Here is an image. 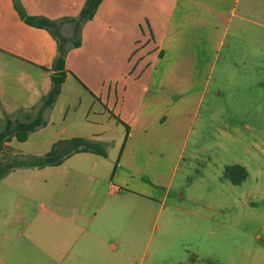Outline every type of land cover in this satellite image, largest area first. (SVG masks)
I'll return each instance as SVG.
<instances>
[{"label": "crops", "instance_id": "0c3cea01", "mask_svg": "<svg viewBox=\"0 0 264 264\" xmlns=\"http://www.w3.org/2000/svg\"><path fill=\"white\" fill-rule=\"evenodd\" d=\"M84 1L18 0L27 15L54 20L76 17ZM228 1L102 0L95 15L83 22L81 44L68 48L65 56L68 72L56 101L46 111V125L22 142L53 122V112L67 87L80 96L81 107L85 106L86 113L91 112L96 119L88 120L86 115L83 131L64 138H58L53 129L48 130L43 139L34 140L30 150L24 153L43 155L54 142L72 137L103 144L104 129L109 125L113 127L116 121L127 127L125 151L113 172L106 156L76 152L64 159L70 160L69 168L52 171L42 185L30 171L39 170L37 167H19L1 179L5 186L0 206L10 213L0 216V223L12 226L26 223V264H84L86 251L95 247L91 242L127 235L125 223L114 221L108 215L97 217L95 213L107 181L109 189L105 192L112 200L110 207L138 205L147 210L152 206L148 201L155 198L145 191L142 181L138 182V178L131 175L136 186H129L125 176L128 173L121 168L124 154L136 146L161 145L162 130L166 127L164 119L185 112L193 104V86L179 90L178 68L192 67L195 51L202 52L197 59L203 64L204 51L221 49L234 15V9L227 13ZM259 2L244 0L243 14L257 16ZM60 28L64 36L72 35L70 22H62ZM145 39L151 43L155 57L144 78L147 68L133 72L131 65L135 56L139 63L145 58ZM56 55L57 43L49 31L26 24L14 9L12 0H0V119L3 112L31 108L49 91L50 68ZM158 60L162 61L160 67L156 66ZM164 81L168 82L165 91L161 88ZM13 140L6 143L11 148ZM147 155L151 169H143L141 176L155 182L160 164L157 165L154 149ZM38 195L46 197L49 205L44 213L36 214L32 210L25 218L22 207H30Z\"/></svg>", "mask_w": 264, "mask_h": 264}, {"label": "rangeland", "instance_id": "374dc122", "mask_svg": "<svg viewBox=\"0 0 264 264\" xmlns=\"http://www.w3.org/2000/svg\"><path fill=\"white\" fill-rule=\"evenodd\" d=\"M243 1H228L227 13L234 9V15L221 49L204 51L203 64L197 59L202 52L195 51L193 66L178 68L179 90L192 85L195 98L185 112L164 119L162 144L136 146L124 154L121 168L128 173L129 186H136L131 175L142 181L155 198L148 201L152 206L110 207L107 181L95 213L125 223L128 233L91 242L95 247L86 251L84 264H264V0L257 16L243 14ZM144 43L145 58L139 63L135 56L131 67L133 72L147 68L145 78L155 53L147 39ZM156 63L160 67L162 61ZM167 86L162 82L163 91ZM63 98L48 128L25 143L14 139L12 148L0 146V160L27 154L33 141L43 139L48 130L64 138L83 131L86 115L96 119L81 107L80 96L71 88ZM37 106L19 112L20 118L33 115ZM126 129L117 121L104 129L101 145L112 172L125 151ZM151 149L160 164L155 182L141 176L143 169H151L147 155ZM69 164L70 160L30 171L42 185L48 174L65 171ZM232 164L247 169L239 184L224 176L225 167ZM3 183L0 180V196ZM47 201L43 195L34 197L30 207H22L24 217L32 210L44 213ZM6 213L10 211L0 206V216ZM82 239L85 245V234ZM26 248V223H0V264H26Z\"/></svg>", "mask_w": 264, "mask_h": 264}, {"label": "trees", "instance_id": "16d2710c", "mask_svg": "<svg viewBox=\"0 0 264 264\" xmlns=\"http://www.w3.org/2000/svg\"><path fill=\"white\" fill-rule=\"evenodd\" d=\"M12 1L14 9L26 24L49 31L57 43V55L50 68V89L36 104L38 106L35 113L33 115L27 114L20 118L19 112L24 111V109H19L14 113L3 112L0 119V146L5 145L12 138L20 142L25 141L30 133L46 125V111L56 101L68 72L65 67V56L68 48L70 45L77 47L81 44V26L83 22L95 15L98 6L102 2V0H85L76 17H64L54 20L44 16L27 15L18 0ZM62 22H70L72 24V35L70 37L62 34L60 28ZM124 126L126 127V125ZM76 152H91L106 156V150L100 143L82 137H72L54 142L51 148L43 155L18 154L11 159L0 160V180L19 167L42 168L44 166L58 165L69 155ZM247 175V169L240 164L227 165L224 169L225 178L229 179L233 184L241 183Z\"/></svg>", "mask_w": 264, "mask_h": 264}]
</instances>
